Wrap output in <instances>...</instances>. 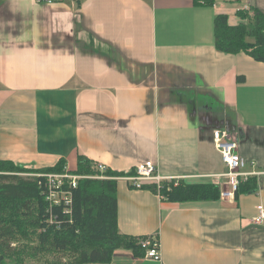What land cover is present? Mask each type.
Here are the masks:
<instances>
[{
	"label": "crops",
	"instance_id": "1",
	"mask_svg": "<svg viewBox=\"0 0 264 264\" xmlns=\"http://www.w3.org/2000/svg\"><path fill=\"white\" fill-rule=\"evenodd\" d=\"M255 8L264 0H0V159L62 158L70 171L83 156L124 173L151 160L195 182L226 170L212 140L225 130L257 188L180 203L116 179L119 232L157 236L160 258L116 249L108 264H264V224L253 222L264 206V62L218 51L213 35L215 15L236 25Z\"/></svg>",
	"mask_w": 264,
	"mask_h": 264
},
{
	"label": "trees",
	"instance_id": "2",
	"mask_svg": "<svg viewBox=\"0 0 264 264\" xmlns=\"http://www.w3.org/2000/svg\"><path fill=\"white\" fill-rule=\"evenodd\" d=\"M194 3L212 5L213 0H194ZM237 14L245 21L236 25L229 24L223 13L214 16L215 48L229 54L244 52L255 61L264 62V13L255 8L251 15L243 10ZM237 79L242 78L238 76ZM94 165L86 157L78 156L73 173L98 176L101 173ZM65 167L62 158L54 165L39 168H26L0 159V264L6 258L20 262V257L45 258L50 264H108L116 249H129L135 257H144L147 247L142 246L140 240L146 237H152V241L159 245L157 236H132L119 232L116 179H79L72 189L70 211L64 212L62 206H49L37 178L19 174L63 172ZM134 173V169L127 173L107 169L102 174L108 177ZM257 185L255 175L240 179L234 198L254 191ZM141 188L171 202L220 198L218 186L207 179L195 182L163 180L159 185L149 183Z\"/></svg>",
	"mask_w": 264,
	"mask_h": 264
},
{
	"label": "built area",
	"instance_id": "3",
	"mask_svg": "<svg viewBox=\"0 0 264 264\" xmlns=\"http://www.w3.org/2000/svg\"><path fill=\"white\" fill-rule=\"evenodd\" d=\"M44 2H53L54 0H39ZM212 140L215 148L219 152L226 170L224 172L212 173L206 175L209 183L218 186L220 198H226L234 194L240 179L255 175L256 172H244V159L237 152L236 137L221 129L212 131ZM96 169L101 173L98 176L79 175L70 172L66 168L63 172H41L35 173L33 177L37 178V184L42 188L45 200L49 206H62L64 212H69L72 203V189L76 187L79 179L82 178H124L132 187L140 188L143 184L159 183L163 180H171L169 177L159 175L153 161L147 160L137 164L134 168V174L123 176H104L102 173L107 169L105 165L97 164ZM175 180V179H174ZM258 213L253 218L255 224H264V206L257 207ZM152 237L141 239L142 246L147 247L144 257L158 260L160 258L159 245L153 242Z\"/></svg>",
	"mask_w": 264,
	"mask_h": 264
},
{
	"label": "rangeland",
	"instance_id": "4",
	"mask_svg": "<svg viewBox=\"0 0 264 264\" xmlns=\"http://www.w3.org/2000/svg\"><path fill=\"white\" fill-rule=\"evenodd\" d=\"M246 12H248L249 15L252 14V10L251 11L246 10ZM246 21H248V20H246ZM26 168H34V167H26ZM95 168H96V166H95ZM75 169H76V167L70 171L74 172ZM35 173H37V172L29 171V172H23V173H19V174L24 176V177L32 178ZM11 245H14V244L12 243ZM46 258L49 260L51 259V257H46ZM20 259L21 260H18L20 262H17V261H14L13 258H6L2 264H50V262H48V260H46L45 258H41L39 260H34V259H31L28 257H20Z\"/></svg>",
	"mask_w": 264,
	"mask_h": 264
},
{
	"label": "bare ground",
	"instance_id": "5",
	"mask_svg": "<svg viewBox=\"0 0 264 264\" xmlns=\"http://www.w3.org/2000/svg\"><path fill=\"white\" fill-rule=\"evenodd\" d=\"M98 164V163H97ZM94 167H95V165H94ZM107 170V169H106ZM99 172V171H98ZM132 175V174H131ZM107 177V176H106ZM90 179V178H89ZM79 181V180H78ZM162 182V181H161ZM77 186V185H76ZM132 187V186H131Z\"/></svg>",
	"mask_w": 264,
	"mask_h": 264
}]
</instances>
